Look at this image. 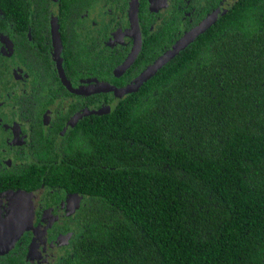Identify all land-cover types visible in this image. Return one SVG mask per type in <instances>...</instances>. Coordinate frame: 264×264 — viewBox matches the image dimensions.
Segmentation results:
<instances>
[{"label":"trees","instance_id":"trees-1","mask_svg":"<svg viewBox=\"0 0 264 264\" xmlns=\"http://www.w3.org/2000/svg\"><path fill=\"white\" fill-rule=\"evenodd\" d=\"M29 7L0 0V34L17 46ZM224 18L114 111L80 120L61 163L0 174L6 192L44 184L83 197L51 264H264V0ZM30 242L0 264H39Z\"/></svg>","mask_w":264,"mask_h":264},{"label":"flooded vegetation","instance_id":"flooded-vegetation-1","mask_svg":"<svg viewBox=\"0 0 264 264\" xmlns=\"http://www.w3.org/2000/svg\"><path fill=\"white\" fill-rule=\"evenodd\" d=\"M69 1L63 6L62 0H30V24L27 29L15 26L20 29L18 46L0 34L1 67L8 70L6 81L11 84L8 91L0 87V174L6 169L18 174L20 167L41 171L42 166L61 163L64 141L80 120L114 111L145 82L123 96L102 86L132 85L186 35L206 22L207 30L224 17L226 26L229 12L243 5V0ZM17 91L23 99L13 101L10 97ZM3 178L1 216L24 203L25 194L31 195L35 209L32 226L15 248L31 240L28 249L38 243L42 252L51 251L48 262L58 259L78 229L76 215L84 206L83 197L44 184L32 191L6 192Z\"/></svg>","mask_w":264,"mask_h":264},{"label":"water","instance_id":"water-1","mask_svg":"<svg viewBox=\"0 0 264 264\" xmlns=\"http://www.w3.org/2000/svg\"><path fill=\"white\" fill-rule=\"evenodd\" d=\"M207 22L202 26L194 30L193 32L186 35L172 50L161 56L160 59L156 61L155 64L149 66L145 72L138 77L137 81L132 85L125 88H118L115 86H102L103 90H113L118 96H123L126 93L136 91L144 82H146L150 77H152L158 69L162 67L163 64L167 63L171 58L177 55L182 49H184L188 44H190L196 36H198L202 31H204L207 26ZM22 194V193H21ZM22 196V195H21ZM24 203L13 206L12 213L6 216L0 215V254H5L9 252V246L11 247L18 238L24 233L28 227L32 226V221L34 219V205L29 200L30 198L27 194L21 197ZM32 246L30 249L32 250ZM31 254V251H30Z\"/></svg>","mask_w":264,"mask_h":264},{"label":"rangeland","instance_id":"rangeland-1","mask_svg":"<svg viewBox=\"0 0 264 264\" xmlns=\"http://www.w3.org/2000/svg\"><path fill=\"white\" fill-rule=\"evenodd\" d=\"M56 219V218H55ZM57 219H60V217L59 218H57ZM28 228H30V227H28ZM25 232V231H24ZM19 239V238H18ZM17 239V240H18ZM17 242V241H16ZM16 242L14 243V244H12L11 245V247L9 246V250H11V249H13L14 247H15V245H16ZM56 243H59V241L57 240V241H55ZM64 242H65V240H64ZM31 258H32V260H35L36 262H38V263H42V262H47L48 264H51L50 262H48L50 259H48V257H47V255L48 254H51V251H48L47 253H45V252H42V250H41V247H39V245H38V243L37 244H35L34 246H32V250H31Z\"/></svg>","mask_w":264,"mask_h":264}]
</instances>
